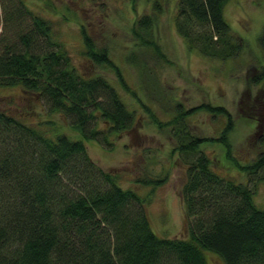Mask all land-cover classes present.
Returning <instances> with one entry per match:
<instances>
[{"label": "trees", "instance_id": "16d2710c", "mask_svg": "<svg viewBox=\"0 0 264 264\" xmlns=\"http://www.w3.org/2000/svg\"><path fill=\"white\" fill-rule=\"evenodd\" d=\"M228 1L176 0L173 22L189 48L222 60L245 49V38L225 18ZM1 2L8 32L5 27L0 34V86L20 85L38 94L49 111L67 115L87 138L96 137L95 127L86 128L94 117L110 132L133 127L135 112L116 86L100 71L77 68L54 36L50 19L25 0ZM153 4L155 16L137 18V34L149 31L163 10L161 0ZM82 35L85 53L120 75L107 48L98 46L84 26ZM41 37L44 45L37 43ZM257 41L264 52V26ZM251 78L262 83L259 93L264 94L263 64ZM200 108L230 118L222 105ZM192 109L178 102L171 124L187 166L181 194L189 235L170 237L154 231L141 195L97 165L83 138L66 132L45 135L24 116L0 108V264H209L206 251L225 264H264V207L255 200L256 184L264 178V153L250 163L239 162L246 180L215 170L211 157L199 149L208 137L193 136L182 119Z\"/></svg>", "mask_w": 264, "mask_h": 264}, {"label": "rangeland", "instance_id": "374dc122", "mask_svg": "<svg viewBox=\"0 0 264 264\" xmlns=\"http://www.w3.org/2000/svg\"><path fill=\"white\" fill-rule=\"evenodd\" d=\"M25 1L36 13L50 19L54 36L63 42L81 72L97 70L112 81L135 112V123L129 131L114 133L105 129L103 121L93 122L94 117L86 128L95 127L97 138H87L70 124L67 115L49 111L38 94L26 92L20 85L0 86V108L24 116L45 135L66 132L83 138L97 165L116 174L122 187L133 188L141 195L154 231L161 236H188L181 194L187 166L172 131V117L178 113V102L184 109L193 107L182 119L193 136L208 137L199 149L211 157L215 170L247 179L239 162L250 163L264 153L259 116L264 109V94L259 93L263 85L251 82L256 68L264 65V52L257 41L264 26V0L228 1L225 18L246 43L238 56L224 60L204 57L189 48L173 22L176 0H161L163 10L152 28L139 34L135 22L144 13L155 16L153 0ZM1 5L0 34L6 27ZM82 26L98 46L107 48L123 80L113 66L98 64L85 53ZM37 43L44 45L43 38ZM141 62H145V72H141L145 67ZM203 103L224 106L230 118L200 108ZM225 124L228 128L223 132ZM151 178L161 181H144ZM255 200L264 207V178L256 184ZM206 256L209 264H225L213 252L206 251Z\"/></svg>", "mask_w": 264, "mask_h": 264}]
</instances>
